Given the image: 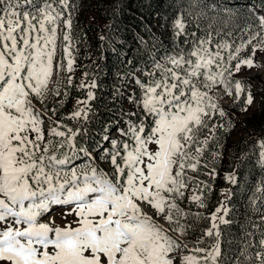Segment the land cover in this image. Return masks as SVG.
I'll use <instances>...</instances> for the list:
<instances>
[{
	"label": "snow or ice",
	"instance_id": "obj_1",
	"mask_svg": "<svg viewBox=\"0 0 264 264\" xmlns=\"http://www.w3.org/2000/svg\"><path fill=\"white\" fill-rule=\"evenodd\" d=\"M75 12L74 0H0V264H264V238L254 251L246 242L239 257L226 259L225 201L208 216L181 207H208L212 188L199 177L217 175L218 131L232 126L222 104L247 112L255 103L240 74L264 67V16L238 37L193 31L189 39L179 14L172 25L178 50L130 80L139 95L127 100L136 110L124 113L120 139L104 137L111 147L102 159L112 168L105 172L79 143L94 115L95 79L78 85L88 89L86 98L67 117L53 119L59 107H49L66 101L74 79ZM62 73L69 74L63 92ZM259 147L264 161V141ZM81 155L84 167L76 163ZM225 179L237 184L234 173ZM61 208L63 227L53 212ZM193 219L208 227L189 247Z\"/></svg>",
	"mask_w": 264,
	"mask_h": 264
},
{
	"label": "trees",
	"instance_id": "obj_2",
	"mask_svg": "<svg viewBox=\"0 0 264 264\" xmlns=\"http://www.w3.org/2000/svg\"><path fill=\"white\" fill-rule=\"evenodd\" d=\"M74 3L73 52L80 69L71 73L74 79L72 86L67 88L66 101L59 105L57 100H51L49 107H59L55 116L57 120L67 117L77 100L86 98L88 89L81 90L78 85L95 79L98 87L94 90L97 98L92 102L94 115L88 123V136L79 143L88 148L95 160L106 164L110 163L102 159V150L111 146L104 137L110 138L117 132L123 123L124 113H129L127 96L135 88L130 80L151 70L154 58L162 62L166 55L178 50L180 40L173 36L172 25L179 14L184 16L188 38L191 39L193 31L198 36L207 32L232 31L238 37L240 28L258 18L256 10L264 11V0H74ZM153 35L157 43L155 48L152 47L154 41L150 39ZM141 38L147 47L141 43ZM182 46L185 49L189 47L186 44ZM68 75H64L62 92L67 86ZM141 78L147 80V77ZM262 86L264 88V81ZM134 94L139 95L138 90ZM227 112L232 126L227 132L218 131L220 145L216 150L222 155L214 164L216 178L199 177L212 188L208 207L196 209L187 201L181 207L187 205L193 212L202 211L208 216L221 201H225L229 210L226 219L230 223L221 225L222 248L226 259L233 260L240 256L246 242L254 246L249 249L252 252L264 238V193L259 190L264 188V161H261L259 147V142L264 141V93L255 111L245 120L242 121L233 111ZM63 123L76 126L68 119ZM123 124L126 126V122ZM76 163L84 167L88 160L81 155ZM94 163L104 170L96 161ZM228 173L235 174L237 184L226 181ZM225 192L231 193L227 199L223 195ZM188 223L192 224L188 231L189 239L194 242L208 227L207 220L193 219ZM234 264H240V260H234Z\"/></svg>",
	"mask_w": 264,
	"mask_h": 264
},
{
	"label": "rangeland",
	"instance_id": "obj_3",
	"mask_svg": "<svg viewBox=\"0 0 264 264\" xmlns=\"http://www.w3.org/2000/svg\"><path fill=\"white\" fill-rule=\"evenodd\" d=\"M259 63H261L262 65H264V59H261L259 61ZM74 69H75L74 72H76V73L79 72V69L80 68H79V65L77 63L74 64ZM64 75H65V73H62L61 74V76H62V82L64 80ZM240 76L243 78L244 81H245V79L249 80V82H246V83H249V84L252 85V89L251 90H252V92L254 94V97H255V103H254V105L251 106L247 112H243V111L240 110L241 109V105L240 104H233L231 102L222 104V107L225 109L226 112L228 110L229 111H233L243 121V120H245L248 116H250L255 111V109L257 108V106H258L261 98L263 97L264 88L262 86V82L264 81V67H261L260 69H252L251 70V75H249V72L248 71L242 70ZM126 109L128 110V112H131V111H135L136 110V109L133 108L132 104H130L129 102L126 105ZM125 117H123V123H125L127 121V118H125ZM53 119H57V118L56 117H53ZM123 123H121V127L122 128L125 127ZM47 126H48V124H47V121H46L45 127L47 128ZM113 135H115V136H113L112 139H120L121 138L118 131L116 133H114ZM95 161L98 163V165L101 168L104 169L103 171L110 172L112 170L110 164H106V163H104L101 160H94V162ZM64 211L65 210L63 208H61L59 210L53 209L54 218L56 220V223L59 224L61 227H63L64 226V223L66 222L64 220V218H63ZM72 218L73 217H71V216H68L67 217L68 220H71ZM42 219L43 220H47L48 217L45 216ZM225 219H226V217H225ZM184 239L189 242V247H192V241L189 239L188 235H186V237Z\"/></svg>",
	"mask_w": 264,
	"mask_h": 264
},
{
	"label": "bare ground",
	"instance_id": "obj_4",
	"mask_svg": "<svg viewBox=\"0 0 264 264\" xmlns=\"http://www.w3.org/2000/svg\"><path fill=\"white\" fill-rule=\"evenodd\" d=\"M260 16H264V12L260 13V14H259V17H260Z\"/></svg>",
	"mask_w": 264,
	"mask_h": 264
}]
</instances>
